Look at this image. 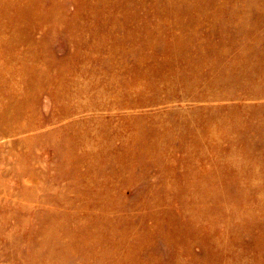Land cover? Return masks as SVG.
I'll return each instance as SVG.
<instances>
[{"label":"rangeland","instance_id":"374dc122","mask_svg":"<svg viewBox=\"0 0 264 264\" xmlns=\"http://www.w3.org/2000/svg\"><path fill=\"white\" fill-rule=\"evenodd\" d=\"M0 264H264V0H0Z\"/></svg>","mask_w":264,"mask_h":264},{"label":"bare ground","instance_id":"6f19581e","mask_svg":"<svg viewBox=\"0 0 264 264\" xmlns=\"http://www.w3.org/2000/svg\"><path fill=\"white\" fill-rule=\"evenodd\" d=\"M218 152H216V154H217ZM185 165V164H184ZM188 165V164H187ZM185 168V167H184ZM215 168V167H214Z\"/></svg>","mask_w":264,"mask_h":264}]
</instances>
